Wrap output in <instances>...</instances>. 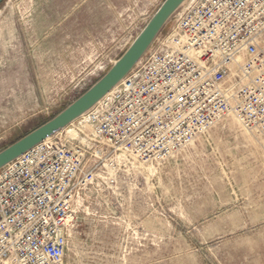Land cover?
<instances>
[{
  "label": "rangeland",
  "instance_id": "1",
  "mask_svg": "<svg viewBox=\"0 0 264 264\" xmlns=\"http://www.w3.org/2000/svg\"><path fill=\"white\" fill-rule=\"evenodd\" d=\"M164 1L2 2L0 151L100 80ZM240 77L233 71L228 92ZM53 140L105 151L78 202L63 264H264V130L230 112L169 158L148 161L113 148L86 116Z\"/></svg>",
  "mask_w": 264,
  "mask_h": 264
},
{
  "label": "built area",
  "instance_id": "2",
  "mask_svg": "<svg viewBox=\"0 0 264 264\" xmlns=\"http://www.w3.org/2000/svg\"><path fill=\"white\" fill-rule=\"evenodd\" d=\"M186 2L170 32L83 115L113 148L141 160L169 158L230 112L264 130V0ZM233 71L241 81L228 92ZM53 137L0 169V263L63 264L105 151Z\"/></svg>",
  "mask_w": 264,
  "mask_h": 264
},
{
  "label": "water",
  "instance_id": "3",
  "mask_svg": "<svg viewBox=\"0 0 264 264\" xmlns=\"http://www.w3.org/2000/svg\"><path fill=\"white\" fill-rule=\"evenodd\" d=\"M5 0H0V4ZM186 0H165L127 51L91 88L55 117L0 151V169L60 132L105 97L136 66L171 16Z\"/></svg>",
  "mask_w": 264,
  "mask_h": 264
},
{
  "label": "bare ground",
  "instance_id": "4",
  "mask_svg": "<svg viewBox=\"0 0 264 264\" xmlns=\"http://www.w3.org/2000/svg\"><path fill=\"white\" fill-rule=\"evenodd\" d=\"M51 138H52V137H49L48 139H51ZM48 139H47V140H48Z\"/></svg>",
  "mask_w": 264,
  "mask_h": 264
}]
</instances>
